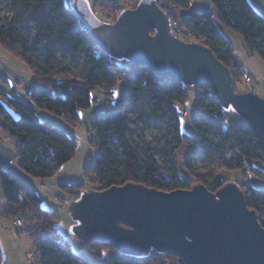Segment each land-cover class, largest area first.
Segmentation results:
<instances>
[{"label": "trees", "instance_id": "obj_1", "mask_svg": "<svg viewBox=\"0 0 264 264\" xmlns=\"http://www.w3.org/2000/svg\"><path fill=\"white\" fill-rule=\"evenodd\" d=\"M7 1L15 14L6 23H0V48L25 65L37 83L26 92L27 102L16 99L15 93L6 94L0 87V126L17 142L19 164L25 173L41 179L51 178L78 152L75 137L41 120L35 108L59 117L71 127H78L83 114L93 107V92L102 91L107 97V106H110L114 89L123 82L125 91L119 107L96 114L91 119L89 145L95 151L96 163L92 168L87 165L86 170L89 171L87 175L95 179L92 190L105 191L134 183L171 192L190 190L203 184L216 193L229 180L219 174L208 181L194 168L196 162L209 155L215 147L228 165H232L235 159L239 160L237 166L229 167V171L242 170L246 177H252L248 191H242L249 208L258 214L264 227V152L256 134L241 116L238 115L236 126L226 127V116L232 108H224L208 84L187 86L102 50L90 38L75 13L72 7L74 0L71 3L69 0ZM209 1L220 13V23L244 37L247 53L258 54L264 61V15L254 8L250 0ZM168 2V6L161 7L170 18L183 19L185 26L191 28L195 36L203 40V45L230 69L239 92L237 85L243 83V70L235 63L232 48L222 36L212 14L189 12L193 0ZM173 9L188 11V14L178 16ZM24 25L35 28V39H24L21 33ZM58 52L83 59L84 79L72 78L67 71L56 70ZM40 57L43 60L40 61ZM123 61L130 67H121ZM191 87L195 88L196 98L195 135L184 134L181 130L182 111ZM251 91L247 88L244 93ZM145 100L149 103L146 108L143 106ZM10 108L19 116L15 117ZM131 114L137 115L139 121H165L172 127L171 138L163 150H156L149 144L139 147L133 142L130 138L134 132ZM215 135L219 138L217 141L214 140ZM172 138L176 141L172 142ZM179 150L184 152L183 166L178 161ZM157 156L167 164V171L160 168ZM0 186L3 199L9 204L19 206L25 202L22 209L27 212L28 232L35 241L38 264H96L72 250L70 242L54 226L57 215L41 207V198L33 186L3 167H0ZM64 187L74 197L77 196L76 200L86 192L84 183ZM86 245L100 256L109 251L110 264H180L171 253L151 250L142 256H130L108 243L91 242ZM0 264H3L1 249Z\"/></svg>", "mask_w": 264, "mask_h": 264}, {"label": "water", "instance_id": "obj_2", "mask_svg": "<svg viewBox=\"0 0 264 264\" xmlns=\"http://www.w3.org/2000/svg\"><path fill=\"white\" fill-rule=\"evenodd\" d=\"M72 7L107 53L187 86L208 84L221 105L252 128L264 152V97L237 92L230 69L211 49L174 35L158 0H141L114 23L99 20L86 0H74ZM69 211L81 241L108 243L122 254L156 250L180 264H264V227L233 182L216 193L203 184L164 192L129 183L86 191Z\"/></svg>", "mask_w": 264, "mask_h": 264}, {"label": "rangeland", "instance_id": "obj_3", "mask_svg": "<svg viewBox=\"0 0 264 264\" xmlns=\"http://www.w3.org/2000/svg\"><path fill=\"white\" fill-rule=\"evenodd\" d=\"M68 1V0H67ZM70 3L72 0H69ZM91 7L95 10L96 17L107 23H114L121 12L126 9H133L139 0H86ZM14 11L7 0H0V23L4 24L11 20L14 16ZM227 28L232 36H234L231 44L234 47L235 56L237 61L240 60L243 68L250 71L255 79V84L246 85L244 83L238 84L237 89L243 93L247 88H250L255 93L264 97V61L258 54L250 55L244 48V37L234 32L232 29ZM22 36L25 40H33L36 38V30L30 25H24L21 30ZM10 55L0 50V68L2 69L1 75L13 79L17 87L13 89H6L8 92L16 93V99L27 102L26 90L29 76L32 77L30 70L22 63L16 61ZM59 65L57 71H67L69 77L84 79L85 66L82 58H73L69 54L57 53ZM40 61L43 60L41 57ZM37 61V59L35 58ZM121 67H130L128 62H121ZM0 75V76H1ZM34 77V75H33ZM35 78V77H34ZM6 80V79H5ZM4 78L0 81V87L4 90ZM35 82V81H34ZM37 85V83L35 82ZM7 87V86H6ZM9 88V87H7ZM118 88L113 91L114 99L110 106H107L106 95L102 91L93 92V107L90 111L85 112L82 116V123L78 127H71L67 125L59 117L35 108L41 120L47 121L61 129L65 130L71 137H75L78 144V152L75 158L69 162V166H73L72 171H64L60 169L53 177L47 179L36 178L28 173H25L19 164L18 158V145L17 142L7 135V133L0 127V166L7 168L13 175L21 178L25 183L33 186L41 198V207L45 210L51 211L57 215L54 219V226L58 232L62 234L66 240L71 244L72 250L84 259L96 264H110V253L105 251L101 256L94 253L83 241H81L74 232L75 222L71 216L69 208L76 200L68 192L64 186L84 183L86 191H90L95 186L94 177L88 176L86 166L91 168L95 166L96 157L95 151L89 145V130L91 126V119L95 118L96 114L101 115L112 109H116L118 104L121 103ZM120 98V99H119ZM148 101L145 100L143 106H148ZM15 117L19 114L10 108ZM196 98L195 88L191 87L189 90V97L186 101L185 110L182 111L181 117V130L184 134L195 135L196 131L193 126V119L195 117ZM91 112V114H89ZM186 112V113H185ZM94 113V114H93ZM133 133L130 138L142 147L149 144L156 150H163L167 141L171 138L170 129L172 128L167 122H151L147 120L139 121L137 115L131 114ZM84 119V120H83ZM226 127L236 126L239 123L238 114L234 109H230L226 116ZM215 138V139H214ZM214 140H218V136H214ZM176 139L172 138V142ZM184 149V148H183ZM182 149V150H183ZM178 161L180 166L184 164V152L179 150ZM157 161L160 168L167 171L169 168L167 164L157 156ZM238 159H235L228 165L226 160L221 154L213 147L209 155L200 158L194 165L195 170L206 177L210 181L216 175H223L229 182L238 184L244 191H248V184L251 182V176H245L242 170L229 171L230 166H237ZM68 166V167H69ZM71 169V167H69ZM229 172H226V171ZM18 172H23L22 175ZM3 191L0 186V249L3 257V264H38L36 260V245L31 237V232H28L27 212L23 210V204L17 206L6 202L3 199ZM24 201V198H23ZM22 221L23 225L19 226L18 221Z\"/></svg>", "mask_w": 264, "mask_h": 264}, {"label": "crops", "instance_id": "obj_4", "mask_svg": "<svg viewBox=\"0 0 264 264\" xmlns=\"http://www.w3.org/2000/svg\"><path fill=\"white\" fill-rule=\"evenodd\" d=\"M250 2H251V4L254 6V8L257 11H259L260 13H262L264 15V0H250ZM158 3L160 4V6H164V7L168 6V4H169L168 0H158ZM173 12L176 15L182 16V17H184V16H186L188 14V11L185 12V11H182V10H175V9H173ZM189 12H210L212 14V16H213L214 21L217 24H219L222 36L225 38V40L230 44V46L232 48L233 55L235 57V63L239 64L243 71H246V72L250 73V71H248L245 68H243V65H242L240 60L237 61V58H236L235 52H234V47L231 44L232 40L234 39L233 38L234 36H232L231 33L228 30H226L227 28H224L223 25L220 23V13L213 6V4L209 0H193L191 6L189 8ZM244 48H245V42H244ZM0 50H1V48H0ZM245 50H246V48H245ZM1 64L2 63L0 62V66H1ZM1 70L2 69L0 68V75L2 73ZM29 77H30V78H28L29 85H27L26 92L31 90L36 85L35 84L36 79L33 77V75H32V77L31 76H29ZM3 78H4V80L6 79V81H7L6 85H4V91H5L6 94L10 95L12 92L10 93L6 89H13V88L17 87V84L15 83V81L13 79H11V78L9 79L8 77H6L4 75L0 76V81ZM6 86L9 87V88H7ZM117 87H120V88H118V93H119V97L121 98L122 95L124 94V91H125V84L123 82H120ZM118 106H119V104H118ZM68 166H69V162L67 164H65L64 166H62L61 169H63L64 171H67V172L72 171L73 166H69V167H71V169ZM5 169H7V168H5ZM18 173L21 176L23 172L22 173L18 172Z\"/></svg>", "mask_w": 264, "mask_h": 264}, {"label": "built area", "instance_id": "obj_5", "mask_svg": "<svg viewBox=\"0 0 264 264\" xmlns=\"http://www.w3.org/2000/svg\"><path fill=\"white\" fill-rule=\"evenodd\" d=\"M170 19H171L170 23H171L172 33L176 35L179 39L188 42L203 44V40L197 38L193 30L185 26V24L183 23V19L175 18V17H172ZM241 82H243L246 85H253L255 84V79L250 73L243 71L241 75ZM18 225L22 226L23 222L19 220Z\"/></svg>", "mask_w": 264, "mask_h": 264}]
</instances>
